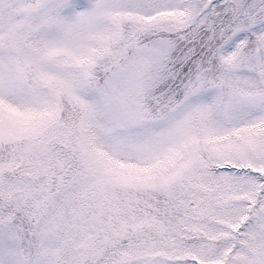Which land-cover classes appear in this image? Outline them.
<instances>
[{
	"label": "snow or ice",
	"instance_id": "obj_1",
	"mask_svg": "<svg viewBox=\"0 0 264 264\" xmlns=\"http://www.w3.org/2000/svg\"><path fill=\"white\" fill-rule=\"evenodd\" d=\"M0 264H264V0H0Z\"/></svg>",
	"mask_w": 264,
	"mask_h": 264
}]
</instances>
